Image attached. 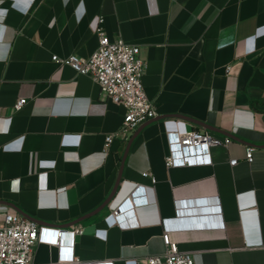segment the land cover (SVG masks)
<instances>
[{"label":"crops","instance_id":"crops-1","mask_svg":"<svg viewBox=\"0 0 264 264\" xmlns=\"http://www.w3.org/2000/svg\"><path fill=\"white\" fill-rule=\"evenodd\" d=\"M99 17L145 60L159 116L131 133L118 132L122 105L52 59L88 57ZM168 130L230 141L211 146V164L166 167ZM138 185L146 203L121 217L137 225L119 227L112 211ZM0 205L82 227L76 262L138 264L168 231L196 264H264V0H0ZM58 258L39 243L33 264Z\"/></svg>","mask_w":264,"mask_h":264},{"label":"built area","instance_id":"built-area-1","mask_svg":"<svg viewBox=\"0 0 264 264\" xmlns=\"http://www.w3.org/2000/svg\"><path fill=\"white\" fill-rule=\"evenodd\" d=\"M102 18H98L95 29L98 37L97 48L88 56L71 53L65 57L53 55L52 59L60 64L71 66L77 74H84L99 86L104 97H109L125 109L119 133H131L138 126L158 118L153 101L144 90L141 78L145 71V60L141 56L139 45L125 41L118 36L110 39L104 31ZM230 70V66L226 67ZM27 101L18 97L13 110H19ZM112 135L105 137V147ZM229 137L220 139L204 130L166 131L167 153L164 156L166 167H185L212 163L211 146L226 145ZM245 159H253V148H248ZM231 165L237 159L229 161ZM148 171L144 175H149ZM154 182V178H151ZM144 188L138 185L113 211L112 216L119 227H135L136 220L125 222L121 217L131 211L135 204L146 203ZM83 232L82 227H73L69 231L61 228L43 227L34 220L17 212L12 206L0 205V264H33L35 247L39 243H48L59 247V258L55 264H113L107 262H76L73 255L75 236ZM69 234L65 242L64 237ZM164 251L161 254L148 255L138 264H196L192 253L180 250L176 241L170 239L168 231L162 232Z\"/></svg>","mask_w":264,"mask_h":264}]
</instances>
